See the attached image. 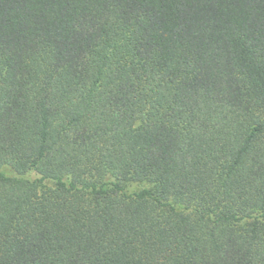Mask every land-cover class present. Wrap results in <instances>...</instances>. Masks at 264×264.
Instances as JSON below:
<instances>
[{"label": "trees", "instance_id": "1", "mask_svg": "<svg viewBox=\"0 0 264 264\" xmlns=\"http://www.w3.org/2000/svg\"><path fill=\"white\" fill-rule=\"evenodd\" d=\"M0 264H264V0H0Z\"/></svg>", "mask_w": 264, "mask_h": 264}, {"label": "rangeland", "instance_id": "2", "mask_svg": "<svg viewBox=\"0 0 264 264\" xmlns=\"http://www.w3.org/2000/svg\"><path fill=\"white\" fill-rule=\"evenodd\" d=\"M139 188H140V186L137 184H130L127 186V192L132 193V192L138 191Z\"/></svg>", "mask_w": 264, "mask_h": 264}]
</instances>
